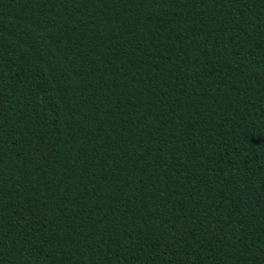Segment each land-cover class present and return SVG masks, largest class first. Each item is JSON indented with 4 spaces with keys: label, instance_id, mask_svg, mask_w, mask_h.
Returning a JSON list of instances; mask_svg holds the SVG:
<instances>
[{
    "label": "trees",
    "instance_id": "16d2710c",
    "mask_svg": "<svg viewBox=\"0 0 264 264\" xmlns=\"http://www.w3.org/2000/svg\"><path fill=\"white\" fill-rule=\"evenodd\" d=\"M0 264H264V0H0Z\"/></svg>",
    "mask_w": 264,
    "mask_h": 264
}]
</instances>
